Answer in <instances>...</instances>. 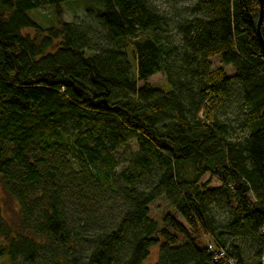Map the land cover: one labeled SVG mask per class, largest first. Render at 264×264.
Listing matches in <instances>:
<instances>
[{
  "label": "trees",
  "instance_id": "obj_1",
  "mask_svg": "<svg viewBox=\"0 0 264 264\" xmlns=\"http://www.w3.org/2000/svg\"><path fill=\"white\" fill-rule=\"evenodd\" d=\"M70 1L0 0V183L19 205L15 221L0 214V264H144L156 246L155 264H260L261 1L197 0L172 25L152 0H82L101 36L65 18ZM46 6L54 25L30 15ZM160 72L166 84L148 82ZM160 197L185 222L160 225Z\"/></svg>",
  "mask_w": 264,
  "mask_h": 264
},
{
  "label": "rangeland",
  "instance_id": "obj_2",
  "mask_svg": "<svg viewBox=\"0 0 264 264\" xmlns=\"http://www.w3.org/2000/svg\"><path fill=\"white\" fill-rule=\"evenodd\" d=\"M197 0H178V3L175 5H172L164 0H152L153 5L162 13L167 15L171 21L172 25L173 23L179 21L182 18L188 17L191 12V7L196 3ZM85 2L82 0H74L70 1L64 4V10H65V18L67 20H74L77 22H85L92 24L95 29L97 30L98 34L101 36L103 34V30L101 27H99L94 20L87 18L85 15ZM30 15L33 19H35L39 24L43 26H51L56 24V19L54 15L53 9L46 6L39 9H32L30 11ZM32 30V31H31ZM26 30L25 32H29L30 34H34V30ZM174 28L172 27V32L174 33ZM214 63V67L217 66H224L227 70V73L229 75L234 74V69L231 65H223L219 57H215L212 59ZM148 82L153 83H161L166 84V76L164 73H156L155 75L151 76L148 79ZM140 85H143V81L140 82ZM243 134V133H242ZM246 134V133H245ZM244 135V134H243ZM135 144L134 142H131L130 145L126 146L125 148L121 149L118 152V156L121 158V160H127L130 158L132 152L135 150ZM209 178V175H206L204 177V180ZM213 182L216 184H219V181L217 178H213ZM66 197V204L67 208L70 213H74L75 208L82 204L81 200L79 199V194L75 191V189H68L65 192ZM98 203V202H96ZM103 204H100V206ZM111 213L109 211V208H107L105 205L101 207L103 211H109L110 216H115L120 210L121 206L120 203L116 199L111 200ZM151 215L154 219H156L160 225L163 224V217L166 214H172L176 219H178L181 222H185L184 218L169 204L167 199L165 197H160L156 201H154L151 205ZM18 210L19 205L16 200H14L12 197H10L2 188L0 183V214L7 219L8 221H15L18 218ZM81 211V210H80ZM220 216L225 215V210L219 209ZM116 212V213H115ZM108 216V215H107ZM109 217V216H108ZM83 250H87V245L84 244ZM159 257V247H152L150 251V255L148 259L144 262V264H155ZM248 258L251 259L250 254H248ZM19 264H23L22 261H19ZM37 264H58L57 262H54L49 257H41Z\"/></svg>",
  "mask_w": 264,
  "mask_h": 264
},
{
  "label": "built area",
  "instance_id": "obj_3",
  "mask_svg": "<svg viewBox=\"0 0 264 264\" xmlns=\"http://www.w3.org/2000/svg\"><path fill=\"white\" fill-rule=\"evenodd\" d=\"M209 250L212 254H214L215 259L219 257H223L225 255V251L223 249L217 248L214 244H209ZM230 263L233 264V261L230 260ZM260 264H264V254L261 257Z\"/></svg>",
  "mask_w": 264,
  "mask_h": 264
},
{
  "label": "water",
  "instance_id": "obj_4",
  "mask_svg": "<svg viewBox=\"0 0 264 264\" xmlns=\"http://www.w3.org/2000/svg\"><path fill=\"white\" fill-rule=\"evenodd\" d=\"M260 1H261V9H260V18H259V22H258V32L262 38V42H263V46H264V39H263L262 34H261V24H262L263 17H264V0H260Z\"/></svg>",
  "mask_w": 264,
  "mask_h": 264
}]
</instances>
